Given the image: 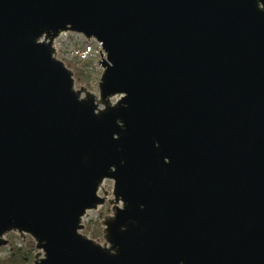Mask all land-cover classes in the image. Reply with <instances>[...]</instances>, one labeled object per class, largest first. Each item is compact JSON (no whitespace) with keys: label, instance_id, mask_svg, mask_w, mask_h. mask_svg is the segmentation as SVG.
Wrapping results in <instances>:
<instances>
[{"label":"water","instance_id":"95a60500","mask_svg":"<svg viewBox=\"0 0 264 264\" xmlns=\"http://www.w3.org/2000/svg\"><path fill=\"white\" fill-rule=\"evenodd\" d=\"M62 33L101 43L97 93ZM10 231L29 264H264V0H0Z\"/></svg>","mask_w":264,"mask_h":264},{"label":"rangeland","instance_id":"374dc122","mask_svg":"<svg viewBox=\"0 0 264 264\" xmlns=\"http://www.w3.org/2000/svg\"><path fill=\"white\" fill-rule=\"evenodd\" d=\"M59 40H60V43H62V45H61L62 48L59 49L60 53H61V55H65L66 57H68L67 54H69V52L72 49L80 47L83 43L82 37L78 36L75 33H65L60 37ZM61 55H59V56H61ZM63 60L65 61L66 64L70 63L72 67L83 68L85 73L87 74V80L84 81L85 84H82V85L87 87L90 91L97 93V81H98L99 75L101 73V70H98L96 68V64L93 60H84L83 61V60H78L77 58H74V57H68V58H65ZM72 67H70V68L73 70ZM75 83H76V86H80L76 81H75ZM112 183H113L112 179H109V178H106L103 181L102 185H103V188L105 190H107V196H111ZM99 193L102 194V190H99ZM106 205H109V210H107ZM109 212H110V204L107 202L103 203L97 209L87 210L85 215L83 216V223H84V227H85V224L88 223L90 225V228H89L90 230L85 232L84 228H83L82 231L85 232L86 234H88L89 236H91L90 233H91L92 229L96 227V221L101 220L103 218L104 214L109 213ZM100 225H101V231H102L101 222H100ZM8 233H13L12 238L18 244H23L25 242V240L28 239V237L31 238L28 234H25V236L22 237L14 231H10ZM7 234L5 235V237H7V239H8ZM96 238H101V235L96 237ZM7 244L4 246L7 247L8 246ZM35 251H36V249L34 250V252ZM5 253H6L5 248L0 249V256L4 255Z\"/></svg>","mask_w":264,"mask_h":264},{"label":"trees","instance_id":"16d2710c","mask_svg":"<svg viewBox=\"0 0 264 264\" xmlns=\"http://www.w3.org/2000/svg\"><path fill=\"white\" fill-rule=\"evenodd\" d=\"M69 67H72L70 63H67ZM74 72L75 81L79 84H85L84 81L87 80V74L83 68L72 67ZM87 86V85H86ZM107 210H109V205H106ZM90 225L85 224L84 231L87 232L90 229ZM13 233H8V246H2L0 249L5 248L6 253L0 256V264H29L34 255V242L28 237L23 244H18L13 238ZM90 237L96 238L101 235V225L99 220L96 221V227L92 229Z\"/></svg>","mask_w":264,"mask_h":264},{"label":"built area","instance_id":"2783aa9c","mask_svg":"<svg viewBox=\"0 0 264 264\" xmlns=\"http://www.w3.org/2000/svg\"><path fill=\"white\" fill-rule=\"evenodd\" d=\"M65 34V33H62L54 42L55 44V47H56V50H57V56L60 58V59H65V58H68V57H74V58H77L78 60H93L96 64V68L98 70H101V67L100 65H98V61L99 59H101V54H103V50H102V47H101V43L96 41L95 39H85L83 36L77 34L78 36L82 37V45L80 47H77V48H74L72 49L68 55V57H66L65 55H61L60 53V50L62 48V43H60V37ZM99 50H100V53H99ZM61 55V56H59Z\"/></svg>","mask_w":264,"mask_h":264}]
</instances>
